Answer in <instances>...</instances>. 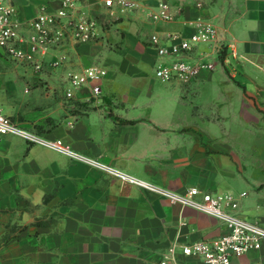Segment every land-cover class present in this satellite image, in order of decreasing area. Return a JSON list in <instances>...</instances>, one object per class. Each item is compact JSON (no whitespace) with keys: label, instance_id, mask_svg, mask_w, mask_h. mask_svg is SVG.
Returning <instances> with one entry per match:
<instances>
[{"label":"crops","instance_id":"crops-1","mask_svg":"<svg viewBox=\"0 0 264 264\" xmlns=\"http://www.w3.org/2000/svg\"><path fill=\"white\" fill-rule=\"evenodd\" d=\"M173 2L174 21L120 17L105 41L72 46L60 67L17 65L0 48V112L146 183L233 194L240 217L264 224V0ZM45 3L17 0L18 17ZM198 16L218 26L220 51L200 45L180 58L213 59L216 70L188 84L156 80L151 38L188 37ZM91 64L108 71L101 95L67 99L66 73ZM226 233L211 215L61 152L12 135L0 142V264H155L173 245L176 264H205L181 246ZM231 264H264V245Z\"/></svg>","mask_w":264,"mask_h":264},{"label":"built area","instance_id":"built-area-1","mask_svg":"<svg viewBox=\"0 0 264 264\" xmlns=\"http://www.w3.org/2000/svg\"><path fill=\"white\" fill-rule=\"evenodd\" d=\"M16 2L17 0H0V48L13 61L37 69L46 63L60 67L72 46L100 39L103 31L98 18L100 15L114 19L141 12L153 22H171L179 14L165 1H159L155 6H145L143 0H46L36 17L24 22L18 17ZM191 27L192 33L188 37L171 34L165 43L158 36L151 38L158 57L155 64V77L158 80L188 84L199 78L202 72L216 70V60L193 63L180 58L200 45H215L217 52L220 51V30L214 22L198 16L191 22ZM52 53L57 54L56 58L46 62V56ZM107 75V69L97 64L68 71L64 79L67 99H74L76 93L85 89H89L92 96L98 98L102 93L98 81ZM9 135L61 152L72 160L86 163L123 183L145 188L174 204L194 208L225 224L227 233L212 241L200 240L182 245L181 253L185 256L197 257L205 264H231L234 258L260 250L264 245V224L240 217L236 213L239 202L233 194L206 193L197 187L178 193L146 183L73 151L61 139H50L34 130L22 128L0 112V142L4 136ZM176 258L177 246L173 245L168 248L163 259L155 264H176Z\"/></svg>","mask_w":264,"mask_h":264},{"label":"rangeland","instance_id":"rangeland-1","mask_svg":"<svg viewBox=\"0 0 264 264\" xmlns=\"http://www.w3.org/2000/svg\"><path fill=\"white\" fill-rule=\"evenodd\" d=\"M147 1H149V2H153L154 3V6L155 5H157V3L159 2V1H165V2H168V3H170V5L172 6V4L171 3H174L173 2V0H147ZM98 18H99V21L102 23V27H103V31H102V37L100 38V39H102L103 38V40L105 41L107 38V32L108 31H111L112 32V30H114V28H115V25L117 24V23H119V22H121L122 20H123V18H110V17H107V16H105V15H100V16H98ZM100 39H98V40H100ZM151 43V42H150ZM110 45H113V44H110ZM152 45V44H151ZM119 47H112L111 49H113V50H117ZM10 60L14 63V64H17V65H22V63L20 64L19 62H16V61H13L11 58H10ZM23 65H25V64H23ZM91 65H93V64H91ZM98 65V64H97ZM154 78H155V75L153 74L152 75ZM156 80H157V78H155Z\"/></svg>","mask_w":264,"mask_h":264}]
</instances>
